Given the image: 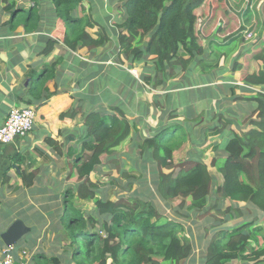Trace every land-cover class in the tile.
<instances>
[{
    "label": "trees",
    "instance_id": "obj_1",
    "mask_svg": "<svg viewBox=\"0 0 264 264\" xmlns=\"http://www.w3.org/2000/svg\"><path fill=\"white\" fill-rule=\"evenodd\" d=\"M47 1L48 5L43 8L41 4L44 0H32V6L26 11L12 3L5 7L10 13L7 23L11 31L21 25L24 31L33 32L39 29L43 19L50 21L48 26L52 28L49 30H56L57 34L62 31L60 36L55 33L56 37L47 39L50 48L46 46L44 56L49 55L51 47L58 43L72 52L85 48L92 54L97 47L110 40L108 29L97 20L100 10L95 0ZM232 1V10L228 14L221 6L224 0H114L123 13V20L113 21L112 24L117 31L118 54L130 63L150 57L155 78L160 75L165 80L194 66L201 69L210 63L217 66L220 56L213 60L202 57L205 48L199 39L198 17H203L205 21L201 31L206 35L213 29L211 24L218 10L227 13L223 14L225 32L236 24L235 19L238 21V28L226 33L219 43L221 46L238 44L243 41V36L262 34L261 31L257 32L258 27L264 25L258 7H261L264 15V0ZM250 27L254 31L250 32ZM88 29H95V32L90 33ZM245 55L246 64L239 66L245 84L241 89L250 92L252 87H262L263 92L241 97L232 94L231 100L257 103L248 115V126L240 134L227 130L230 125L241 126L238 125L240 121L225 119L220 114L217 121L204 130L199 140H194L192 131L198 122L203 121L201 115L185 116L182 122L160 125L154 133L141 135L152 163L156 164L155 187L160 198L168 202L179 200L178 208L188 206V212L182 214L185 219L190 214L197 221L206 219L209 221L207 229L218 227L233 217H241V208L234 206L235 202H244L264 213V46ZM63 61L59 57L45 63L38 72H34L35 75L27 73L28 76L13 89L15 100L10 97V103L17 106V102H22L35 109L44 105L58 91L50 92L46 83L59 77L56 67ZM257 62H261V65ZM152 79L151 75L143 77L147 85ZM78 96H82V92ZM170 108V116L177 117L176 104L173 103ZM79 114L82 115L79 106L71 107L60 114V119L75 118ZM254 114L256 118L252 119ZM83 123L85 131L80 135V148H70L65 155L70 171L80 184L76 192L80 197L89 186L96 189L100 186L89 180L95 168L105 164L106 157L119 150L138 132L136 124L122 112L92 110L83 114ZM214 136L222 139L221 143L212 146L219 156L211 160V165L216 166L222 178L221 183L216 181L200 159L179 163L172 161L173 151L178 150L184 142L205 143ZM50 142L55 143L58 154H63L62 144ZM16 159L19 160V156ZM19 173L23 186L30 187L33 181L25 170ZM121 174L128 175L124 171ZM132 185V182H128L126 188L124 186L122 189L129 192ZM89 193L87 197L93 201L96 213L89 217H85L72 203L74 193L70 188L63 194L61 226L65 232L64 239L69 241L63 245V248H69V253L64 250L68 253V258L64 259L66 264H181L189 256L192 230L190 235L184 233L181 222L163 216L151 201L136 195L126 198L118 195L116 200H110ZM226 200L230 204L224 207ZM179 215L182 217L181 212ZM99 218L102 220L99 221ZM253 223L254 220L244 222L232 230L213 234L205 264H226L233 259H247L244 254L250 247V240H264V234L254 228ZM14 251L17 252V249L14 248ZM251 255L249 258H259L264 255V248L251 250ZM60 259L61 256L46 257L39 252L33 256L34 264H59Z\"/></svg>",
    "mask_w": 264,
    "mask_h": 264
},
{
    "label": "crops",
    "instance_id": "obj_2",
    "mask_svg": "<svg viewBox=\"0 0 264 264\" xmlns=\"http://www.w3.org/2000/svg\"><path fill=\"white\" fill-rule=\"evenodd\" d=\"M107 1L112 4L105 3V8H99L102 13L100 17H97V20L108 29L110 38L108 42L97 47L92 54L85 48L79 49L77 52H72L61 43H58L51 47L49 55L44 56L43 50L47 46V39L54 38L57 35L60 36L62 31L57 34L56 30H49L52 27L48 26L50 21L47 19H43L39 29L33 32L24 31L21 25L11 31L7 23L10 19V13L5 7L12 3L13 6L21 7L26 11L32 6V0H0V122L4 120L9 108L13 106L9 98L12 97L15 100L12 92L14 88L18 87L21 81L28 75H35L34 72H38L45 63L54 61L59 57H62L64 60L56 67L59 77L56 80H49L46 83L50 92L55 89L58 91L44 105L36 109L35 122L30 134L24 138H14L8 144H0V209L4 208L3 205L8 206L7 212H0V233L4 232L14 220L20 219L30 229L35 228L33 237L29 238V240L64 239V236L61 237L58 233V236L54 233L51 234V232L47 234V238L44 236V231L50 226H53L50 224L51 221L58 222L59 226H61V218L63 216L62 207L56 213L52 209H47L38 217L30 216L32 207L28 210V207H22V205H33L32 200L38 201L41 197H48V200L53 202L55 197H62L64 192L69 189L68 187L77 185L76 176L70 171L65 155L70 148H74L75 150L80 148V135L85 131L83 114L92 111L91 109H97L96 111H98L100 108L105 113L122 112L136 124L138 132L136 131L134 135L136 138L139 136L140 139L141 135L148 136V134L154 133L160 125L170 124L176 121L182 122L185 116L195 117L197 113L203 111L201 110L202 108L205 111L208 110L206 111L208 113L204 115L205 118L218 111L222 112L220 109L223 107L230 109L229 102L223 99L225 93L223 91V84L231 81L234 82L233 79H241L239 67L232 68L234 62L232 59L234 58L231 57L234 55L235 48L233 50L231 49L234 44L228 45L227 47H230L228 50H221L216 55L214 54L213 48H205V56H203L205 59L213 60V58L219 56L223 58L222 64L218 60L217 68L210 72H205L206 66L203 68L205 70L201 69L200 66H194L173 78L165 80L160 75L155 78L156 73L153 71V62L150 57H145L146 59H142L140 62L130 63L124 56L120 53L118 54L117 31L112 26V22L119 19L123 20L122 8L114 0ZM113 4H116V10L113 9ZM114 10L118 12L116 17L113 13ZM110 12L112 13L109 16L108 14ZM212 35L214 36L212 38V42L215 43L214 46L226 47L219 45L223 41L224 36L214 35L211 32L210 37ZM204 37L208 38L206 34H204ZM47 48L50 47L47 46ZM116 50L117 54L115 55ZM84 52L87 54L81 56ZM239 58L241 59L240 64H243V57L241 56ZM147 63L152 64L149 65ZM195 68H197V71H195ZM135 69H138V71H134ZM27 73L28 75L26 76ZM149 75L153 79L147 85L144 83L143 77ZM190 80H192L191 83ZM193 91L200 92V96L197 99L201 100L202 103L192 105L181 100L182 97L189 95ZM79 92H82V96H78ZM92 93H95L98 97L96 103H89V100H86ZM245 96L250 95L246 94ZM17 103V106H20L19 103L22 102ZM173 103L176 104L177 117L170 116L169 114L170 107ZM240 103H245L242 106L238 105L243 108L242 113L249 114L255 108L254 103ZM78 106L81 109L82 115L79 114L75 118L66 117L60 119L61 113L66 112L71 107ZM179 110L181 111L179 114L183 117L178 118ZM232 115H235L234 118H237V114ZM178 119H182V121ZM145 127L149 130L148 134L144 131ZM244 129V126H240V129H234L233 131L240 134ZM214 137L217 140L213 142L214 144L222 142L220 136ZM50 141L62 144L63 147L61 150L63 154H58L55 150V143ZM206 142L200 146L203 150L197 151L195 156L190 154L183 156L179 161H175L174 154L184 147V142L178 150L173 151L172 161L179 163L189 159H200L207 164L206 160L201 159L208 151V149H205ZM121 152L122 150L119 149L112 155L106 157L104 159L106 163L97 166L95 171L89 175V180L95 183L93 178L94 174L98 177L101 170H111V162L115 163L118 161L121 163ZM16 156H19V160L16 159ZM212 158L216 159L215 152L210 159L212 160ZM20 170H25V174L33 181L30 187L26 188L23 186L19 173ZM4 181H8L6 186L3 184ZM73 188L75 189V187ZM74 195L76 196L75 193ZM226 203L230 204V201L226 200L224 207ZM233 204L241 208L243 215L241 217H233L228 222L210 229V232L212 231L211 237L214 232L218 233L221 230H232L244 222L247 223L253 220V227L258 228L264 234L263 212L248 206L244 202H235ZM76 207L79 208V206ZM176 209V207L173 208L174 213ZM179 210L178 208V213L181 211ZM92 211L93 215H96L95 208ZM80 212L85 216L87 215L82 210ZM57 213H60L58 217L50 219L52 215H57ZM169 218L175 219L170 216ZM183 218L185 219V217ZM26 219L31 220V222L26 223ZM201 221H204L203 227L201 228L204 229L209 224V221L206 219ZM201 221L196 222L201 223ZM61 227L63 229V226ZM55 229L53 230L55 231ZM200 239L190 240L192 250L187 259L182 261L181 264H205L207 248L211 240L210 238L202 240V236H200ZM249 244L250 247L244 254L248 257L247 259H233L226 264H264V255H261L257 259L249 258L253 256L251 255V250L264 248V240H250ZM5 247L0 238V257ZM24 249L30 250L28 247L20 250L17 249V252ZM62 249L67 250L69 253V248ZM54 253L62 257L59 264H66L64 259L68 258V253L66 254L63 251V255H61L60 252L55 250ZM107 262L109 263L110 259ZM29 264H32V261ZM70 264H75V262Z\"/></svg>",
    "mask_w": 264,
    "mask_h": 264
},
{
    "label": "rangeland",
    "instance_id": "obj_3",
    "mask_svg": "<svg viewBox=\"0 0 264 264\" xmlns=\"http://www.w3.org/2000/svg\"><path fill=\"white\" fill-rule=\"evenodd\" d=\"M99 3L98 7L100 9L105 8V3L106 4H112L111 2L107 1V0H95V4ZM48 5V1L44 0V2L41 4V6L44 8ZM40 6V4H39ZM39 6L37 5V7L39 8ZM224 9L225 12L231 13V7L233 6V1L232 0H224V2L221 5ZM113 9L116 10V4L112 5ZM259 12L261 13V17L262 19H264V15H263V11L261 9V7H258ZM99 9V10H100ZM238 9V8H237ZM113 11V13L115 14V17L118 15L117 11ZM101 10L99 12V17L101 16ZM112 12H110L108 15L110 16ZM223 14H227V13H223L220 10L216 11L214 19H213V23L211 24V28L212 31L214 33V35L218 34V36H225L226 33L228 32H232L235 31L239 24L238 21L235 19V25L231 28L228 29L226 32L223 29L224 26V22H225V17H223ZM209 15H213V14H209ZM198 31H199V39L201 40L202 46L204 48H208L210 47L213 48L214 50V54H219L222 51L228 50L230 47H220V46H214L215 43L212 42V38L214 37L213 35L210 37V33H207V37H204V32L201 31L202 26L204 25V20L203 17H198ZM118 19V18H117ZM113 23V22H112ZM209 28V27H208ZM210 28V30H211ZM250 32L254 31L251 27H250ZM88 31L90 33L95 32V29H88ZM258 31H261L262 34L260 36L255 35V36H243V41H241L238 44H234V46L232 47L231 50H233L235 48V52L234 55L231 58L233 62L232 68L237 67H243L246 64V55L247 53H249L252 50H256V49H260L264 46V25L263 26H259L258 27ZM256 32V33H257ZM203 40V41H202ZM218 42V41H217ZM112 46V45H111ZM77 52V51H76ZM230 53V52H229ZM85 54H87L86 52H84L81 56H85ZM117 54V50L115 52V55ZM229 55V54H228ZM123 56V55H122ZM205 56V54H204ZM243 57V64L241 63V59L239 57ZM203 57V56H202ZM245 57V58H244ZM223 58L220 57L219 58V62H221L222 64ZM258 64L261 65V62H257ZM149 65H151L150 63H147ZM213 64V65H212ZM240 64V65H239ZM239 65V66H238ZM216 65L215 63H210L209 66L206 67L205 72H210L213 69H216ZM231 69V67H230ZM134 71H138V69H135ZM195 71H197V68H195ZM121 76V75H120ZM233 81L229 82V83H224V87H223V91L225 92L223 95V99L227 100L229 103L231 102V104L228 103L230 109H226V107L221 108L220 111H218L217 113H213L210 114V118H212L211 116L213 115V119H210L209 117H204V115L208 112V110H204V108H202L201 112L197 113L196 116H203V121L202 122H198L196 124V128L192 131L193 133V138L194 140H199L200 137L202 136V134L204 133V130L213 125L214 121H217V116L218 115H222V117H224L225 119H229V120H233V119H237L240 121L241 126H244V128L248 125L247 122L249 121V114L247 113H242V109L241 107H239L238 105L242 106L245 103H240V102H250V103H254L255 104V108L257 106V103L255 101H241V99H233L232 98V94H234L235 96H245L246 94L248 95H255L258 93H262V87H252V90L249 91H245L241 89V87L245 86V84L243 83L242 79L240 80H235L233 79ZM192 82V80H190V83ZM233 87V88H232ZM200 96V92L199 91H193L192 93H190L189 95H185L184 97H182V101H186L189 104L192 105H196V104H200L202 103L201 100H198L197 98ZM86 100H89L90 102H97L98 101V97L96 96L95 93H92V95H90ZM240 100V101H238ZM88 104V103H87ZM217 104V103H216ZM226 104V103H225ZM236 104V105H235ZM90 106V105H88ZM94 110V109H91ZM97 110V109H96ZM98 111L103 112L100 108L98 109ZM181 111H178V118L179 117H183L181 114ZM232 114H237L236 117L234 118L235 115ZM256 114H254L252 116V119H254ZM195 116V117H196ZM256 118V117H255ZM181 120L182 119H178ZM177 122H172L169 125H173ZM215 123V122H214ZM240 129V126H236V125H230L229 128L227 130L229 131H233L234 129ZM144 130V129H143ZM145 133H149V130H147V128L145 127ZM226 132V131H225ZM228 132V131H227ZM180 133V132H179ZM137 134V133H136ZM226 135V134H225ZM171 136V135H168ZM227 136V135H226ZM225 138V136H224ZM216 138L214 137H209V139H207V145H205V149H208L207 154L205 156H202L201 159L206 160V165L208 166V170L209 172L212 174V176L215 177L216 181H218V183L222 182V178L219 174V172L216 171V166L211 165V157L214 154L213 148L212 146L214 145L213 142L217 141L215 140ZM130 141H126L122 147L120 148L122 150V152L120 153V156H122V162L119 163L118 161L111 162L110 164V168L106 169V170H101L99 176L97 177L95 174L93 175L94 177V181L99 183L100 186H98V189L94 188L93 186H89L88 190H86L85 193H83L82 197H80V195L77 196L78 193V187L80 186V184L77 183L76 186L72 185V187H68L70 188V190L76 194V196H72L71 201L72 203H74L76 206H79V208H77L78 210H82L85 214H87L85 217H89L90 215H93V211L92 209L94 208V204L93 201L88 197L92 192V195L94 196H100V197H105V198H109L110 200H116L118 195H122L123 197H129L132 196L134 197L135 195L151 201L157 208V210L161 213L163 216H170V217H174L176 220L181 221L182 225H183V229H184V233L190 235V230H192L193 232V237L192 240H201L200 236H202V240H207L211 237V232H210V228L207 229V227H205L204 229H201L203 227L204 221H201V223L196 222L197 219L196 217H194L192 214L188 215L187 219H184L182 214L187 213V207L188 206H184L182 207L179 211L181 212L182 217L179 215L178 213V207L177 205L179 204V200H174V201H163L158 192L157 189L155 187V183H156V165L154 163H152L149 152L146 150L145 148V144L142 143V139H140V137L138 136L136 138V136H133L131 139H129ZM203 144V142L200 141H196L195 143H189V141H186L184 143V147L180 150V151H176L175 152V161H179L182 159L183 156H187V155H196L197 151H202L203 149H201L202 147H200ZM196 146V147H195ZM195 147V148H194ZM219 155H216V158ZM121 171L126 172L128 175L127 176H123L121 174ZM110 178L112 180V182L110 183ZM128 182H132V190L129 192H126L127 190L124 191V189H122V187L128 185ZM8 183V181H4L3 184L6 186ZM75 183V182H74ZM4 186V188H5ZM73 187H75L76 189H74ZM42 188V186H41ZM156 189V190H155ZM18 192V191H17ZM77 192V193H76ZM88 192V193H87ZM35 199V198H32ZM33 201V205H25L23 204L22 207H28L27 209L29 210L31 207V215L30 216H38L40 217V215H42L43 211L47 210V209H52L54 210V212H58L61 210H63V196L62 197H55V200L53 202L48 200V197H41L39 198L38 201ZM225 203V202H224ZM224 205V204H223ZM226 205H228L226 203ZM4 208L0 209V212H7L8 211V206L7 205H3ZM177 208L176 212H173V208ZM38 208V209H37ZM57 208V209H55ZM57 215H52L50 219H53L54 217H58ZM26 218V216H24ZM180 217V218H178ZM35 218V217H34ZM186 218V217H185ZM102 220V218H99V221ZM262 221H264V218H262ZM31 220L26 219V223H30ZM41 222V221H40ZM37 224V223H36ZM51 225L55 226H50L49 228H47L44 231V236L45 238H47V234L49 232L54 233L56 236L57 233L63 237L65 235L64 230L62 229L61 226H59L58 222H54L51 221L50 223ZM206 225V223H205ZM264 225V222H263ZM191 227H193V229H191ZM54 228L55 231L53 230ZM100 228V225L99 227ZM32 230L26 234L21 240H19L15 245L14 248L15 249H23V248H30L27 249L28 251L32 252V257L34 255H36V253H41L43 255H45L46 257H54L57 256L54 253L55 251L60 252L61 255H63V245L65 244V242L68 244V240H29V238L33 237V232L35 231V228H31ZM207 229V230H206ZM1 234V233H0ZM215 234V232L213 233ZM67 239V238H66ZM261 240V239H259ZM32 241H34L32 243ZM32 245V247H31ZM30 259L29 263L32 261V264H34L33 259Z\"/></svg>",
    "mask_w": 264,
    "mask_h": 264
},
{
    "label": "built area",
    "instance_id": "obj_4",
    "mask_svg": "<svg viewBox=\"0 0 264 264\" xmlns=\"http://www.w3.org/2000/svg\"><path fill=\"white\" fill-rule=\"evenodd\" d=\"M35 107L20 108L11 106L3 122H0V144L10 143L15 136L26 137L33 129ZM32 252L27 249L14 251V246L5 247L0 257V264H29Z\"/></svg>",
    "mask_w": 264,
    "mask_h": 264
},
{
    "label": "water",
    "instance_id": "obj_5",
    "mask_svg": "<svg viewBox=\"0 0 264 264\" xmlns=\"http://www.w3.org/2000/svg\"><path fill=\"white\" fill-rule=\"evenodd\" d=\"M78 89V88H77ZM20 108H27L29 105L25 103H19ZM14 138H17L15 136ZM30 228L24 224L20 219L14 220L4 232L0 234V238L6 247L14 246L19 240H21L27 233H29Z\"/></svg>",
    "mask_w": 264,
    "mask_h": 264
}]
</instances>
